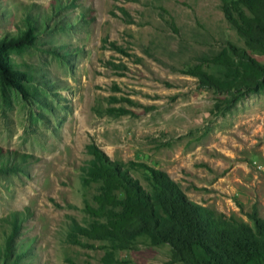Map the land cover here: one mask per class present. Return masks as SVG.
I'll use <instances>...</instances> for the list:
<instances>
[{
    "label": "rangeland",
    "instance_id": "rangeland-1",
    "mask_svg": "<svg viewBox=\"0 0 264 264\" xmlns=\"http://www.w3.org/2000/svg\"><path fill=\"white\" fill-rule=\"evenodd\" d=\"M232 48L264 65L219 0H0L1 264L8 247L6 264H170L146 237L115 250L80 235L107 222L89 213L90 148L146 190L165 172L222 225L264 218V89L191 75L229 80L211 59Z\"/></svg>",
    "mask_w": 264,
    "mask_h": 264
},
{
    "label": "trees",
    "instance_id": "trees-1",
    "mask_svg": "<svg viewBox=\"0 0 264 264\" xmlns=\"http://www.w3.org/2000/svg\"><path fill=\"white\" fill-rule=\"evenodd\" d=\"M228 23L245 40L246 47L264 55V0H219ZM28 36L13 42L15 46L32 44ZM216 68L228 70L229 80L203 72L197 67L192 76L207 87L233 92L247 88L264 89V65L244 50L224 49L211 59ZM238 96L230 100L237 102ZM96 161L83 179L84 184L102 183L95 198L97 209H90L106 223L80 228V235L91 240L110 241L115 250H125L138 238L146 237L154 246L169 245L170 264H264V218L253 213V226L218 223L207 209L191 203L165 172L150 170V190H146L127 170L90 148ZM122 195V198L119 196ZM119 211H116V210ZM11 249H6L9 258ZM11 257V256H10ZM108 254L104 264H112ZM1 264V260H0Z\"/></svg>",
    "mask_w": 264,
    "mask_h": 264
}]
</instances>
